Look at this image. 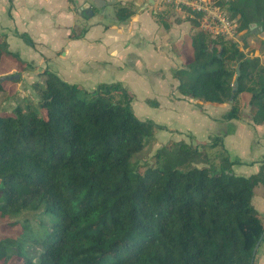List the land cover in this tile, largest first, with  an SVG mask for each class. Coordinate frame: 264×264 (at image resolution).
<instances>
[{"label":"trees","instance_id":"trees-1","mask_svg":"<svg viewBox=\"0 0 264 264\" xmlns=\"http://www.w3.org/2000/svg\"><path fill=\"white\" fill-rule=\"evenodd\" d=\"M221 5L240 31L250 33L253 22L264 30V0ZM116 13L125 21L134 10L120 5ZM191 49L174 71L180 93L220 104L247 95L253 122L264 123V63L202 29ZM5 58L34 69L1 38L0 63ZM40 75L37 105L0 114V221L20 228L0 237V264H251L264 233L252 206L264 186V157L256 173L238 175V160L225 155L216 167L206 149L171 142L154 163L140 164L135 156L159 126L135 116L129 91L118 83L89 91L50 70ZM9 83L0 82V97ZM241 115L234 104L222 118ZM219 144L215 135L207 146Z\"/></svg>","mask_w":264,"mask_h":264},{"label":"rangeland","instance_id":"rangeland-1","mask_svg":"<svg viewBox=\"0 0 264 264\" xmlns=\"http://www.w3.org/2000/svg\"><path fill=\"white\" fill-rule=\"evenodd\" d=\"M154 1L153 4L149 0H115L114 3H111L114 9L113 14L102 17V8L95 5L91 0L90 9L94 15L96 14L97 17L95 16V18L89 13L83 15L84 8L80 3H77L74 5L78 17L74 31L81 33L83 29L101 23L105 24L106 29L114 25H129L133 18L144 16V18L156 22L160 28L157 33L158 37H155L153 41H149L148 36L140 37L138 41L134 38L133 41L129 40L130 45H139V48L156 47L157 50H167L172 57L170 66L163 68L161 63L154 65L145 55L140 56V62L137 64L135 62L136 58L131 56L133 54L128 53L125 54L123 68L121 69L125 72L135 69V74H141L145 77L138 79L134 76L131 77L129 74L131 78L127 79L125 73V78L118 80L115 74L119 73V70L110 66H106L102 71L94 69L90 71L93 74L100 72L101 81H83L84 76L80 75L71 78L72 80L67 79L61 73H58L57 76L62 81L76 84L89 91L95 90L102 83H118L133 95L131 105L135 116L159 126L155 130L153 140L145 147L143 152L135 156L140 164L145 162L154 163L155 153L164 145L171 142H185L198 146L200 149H206L211 157V163L218 167L223 162V156L227 155L229 157L228 152L220 144L215 148L207 145L212 143L215 135L223 137L225 130L228 129V124H226V120H222V116L232 105H238L241 111L244 109L245 112H250V107L246 105L248 96L239 94L235 99L224 103V105L216 106L203 103L198 99L180 93L178 89L179 80L174 76V71L183 68L184 63L192 57L191 35L198 29L205 30L215 40L219 37L232 40L244 52L246 57H258L262 63H264V39L251 32L246 33V30L240 31L238 18L235 19V22L222 23L216 16L212 17V15L219 13H226L228 17L231 16L227 6L221 5L223 0ZM120 5L130 7L134 10V14L122 23L120 21L116 23V20H118L116 12ZM80 10L81 12H79ZM192 20L198 22V28H193ZM48 48H46L47 50L40 49L38 52L34 51L31 54L20 52L21 49H18V45L11 48L13 52H18L21 59H26L25 61L30 63L32 67L34 66V69L25 68L23 70L19 63L7 58L0 63V76H12L7 86L8 92L0 97V114L9 112L17 105L26 102L37 105L40 100L39 85L44 83V77L40 73L46 68L49 70L51 68L50 71L53 70V67L61 71L67 69L66 64L59 63L57 65L53 63V58H60V55L58 52H49ZM86 66L83 65V67ZM83 67L80 70L81 73H83ZM99 76L95 75L96 78H99ZM159 78L162 81H157ZM161 82L163 85H160ZM113 98L117 101L121 100L117 94H114ZM205 120L206 122H204ZM19 231V227H9L0 221V237L16 235Z\"/></svg>","mask_w":264,"mask_h":264},{"label":"crops","instance_id":"crops-1","mask_svg":"<svg viewBox=\"0 0 264 264\" xmlns=\"http://www.w3.org/2000/svg\"><path fill=\"white\" fill-rule=\"evenodd\" d=\"M103 1L106 5L101 9V16L113 14L114 9L111 3L115 0ZM86 2L91 3V0H0V39H6L11 51L13 46L18 45V49H21L20 52L23 51V53L31 54L48 47L49 52H58L60 58H53V63L66 64L67 69L61 71L53 67L54 71H52L57 75L61 73L67 79L80 75L84 76L83 81H101L100 72L93 74L90 71L92 69L102 71L106 66L119 70V73L115 74L118 80H123L126 74L127 79L133 76L138 79L145 77L135 74V69L126 72L121 69L125 54L128 53L133 54L131 56L136 58L137 64L140 62V56L145 55L154 65L161 63L163 68L171 65V54L165 49L139 48V45H130L129 40L133 41L134 38L138 41L140 37L148 36V40L153 41L155 37H158L160 28L155 21L146 19L144 16L133 18L129 25H114L106 29L105 24L101 23L76 33L74 28L78 17L74 5L80 3L83 6ZM95 16L96 14H93L92 17L95 18ZM117 21L119 20H116V23H119ZM22 34H26L33 44L25 41ZM36 61L38 62V59ZM83 65L87 66L83 67ZM82 67L83 73L80 72ZM157 81L162 79L159 78ZM161 84L163 85L162 82ZM206 104L224 105V103ZM249 111L245 112L243 109L239 118L226 120L228 129L223 135V144L229 159L238 160L232 165L233 172L245 176L256 173L264 157V123L253 122L251 110ZM252 206L264 222V186L259 185L255 188ZM254 264H264V237L257 249Z\"/></svg>","mask_w":264,"mask_h":264},{"label":"water","instance_id":"water-1","mask_svg":"<svg viewBox=\"0 0 264 264\" xmlns=\"http://www.w3.org/2000/svg\"><path fill=\"white\" fill-rule=\"evenodd\" d=\"M149 1L153 4L155 2L154 0H149ZM93 3L97 6H99L100 8H104L106 5L105 1H103V0H93ZM90 7H91L90 2L84 3V5L82 7V8H84V15H86V13L93 15V11L90 9ZM249 28H250L251 33L258 35L260 38L264 39V30L261 27H258L257 23H255V22L251 23ZM236 70H237L236 75L238 76L240 74L239 65H237ZM11 77L12 76H10V75H1L0 76V82L5 81V80H9ZM237 85H238V82H237V80H235L234 90L237 88ZM230 100L232 101V98ZM263 237H264V233L261 235L259 241L257 242V244L254 247L253 259L251 261V264H254L255 255H256L257 249H258Z\"/></svg>","mask_w":264,"mask_h":264},{"label":"built area","instance_id":"built-area-1","mask_svg":"<svg viewBox=\"0 0 264 264\" xmlns=\"http://www.w3.org/2000/svg\"><path fill=\"white\" fill-rule=\"evenodd\" d=\"M214 16H216V18L219 21H221L222 23L223 22H229V23H231L232 21L235 22V19H236V18H232L231 16H230L231 18L228 17V15H226V13H219L217 15H212V17H214Z\"/></svg>","mask_w":264,"mask_h":264}]
</instances>
